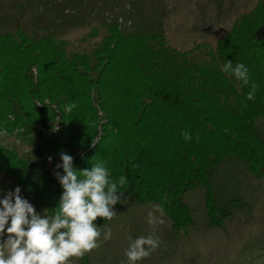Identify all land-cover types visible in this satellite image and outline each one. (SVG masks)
Wrapping results in <instances>:
<instances>
[{
  "label": "trees",
  "instance_id": "16d2710c",
  "mask_svg": "<svg viewBox=\"0 0 264 264\" xmlns=\"http://www.w3.org/2000/svg\"><path fill=\"white\" fill-rule=\"evenodd\" d=\"M105 28L96 47L74 54H67L50 35L0 33L6 40L0 42V131L7 129L8 137L17 131L15 138L23 136L30 149L18 154L16 144L4 145L8 137H3L0 173L53 215L62 195L54 175V170L62 174L55 168L59 155L79 153L73 159L75 170L104 162L113 181L127 178L121 202L130 197L157 202L176 231L185 224L177 215L186 210L184 194L205 189L209 223L220 226L238 204L216 203L211 182L222 165L232 163L264 175V131L257 122L264 118V0L236 20L215 47L202 44L183 52L172 48L163 32L125 36L115 21ZM124 38L141 44L138 63L125 62L129 47L123 46ZM175 56L181 64L170 60ZM205 56L211 61L196 62ZM226 61L248 68L250 81L258 86L254 100L246 99L251 85L241 87L221 71ZM112 65L123 80L104 86ZM82 93L85 106L73 117V109L66 112L60 104H73ZM95 93L99 98L90 101ZM112 106L126 114L123 123L105 116ZM88 128L94 129L91 137ZM130 129L135 146L124 132ZM185 130L191 140L184 139ZM94 138L90 146L88 139Z\"/></svg>",
  "mask_w": 264,
  "mask_h": 264
},
{
  "label": "rangeland",
  "instance_id": "374dc122",
  "mask_svg": "<svg viewBox=\"0 0 264 264\" xmlns=\"http://www.w3.org/2000/svg\"><path fill=\"white\" fill-rule=\"evenodd\" d=\"M258 2L259 0H0V33H3L1 37L6 33L18 36L20 31L26 34L36 33L37 37L50 35L67 54H74L88 52L96 47L105 36L106 24L115 21L119 23V29L125 36L163 32L172 48L185 52L194 49L196 45H202L201 42L215 47L233 23L244 13L251 11ZM2 41L6 40L0 39ZM123 41L126 42L123 46L129 47L125 51V62H130L131 65L133 61L138 63L140 59L137 55L141 52V44H132L130 38L128 42L127 38ZM128 52L131 56H127ZM170 60L176 65L182 63L176 56ZM204 61L210 62L211 58L205 56L196 60L198 64ZM0 63H3L1 59ZM116 68V65L109 68L114 75H110V72L105 74L104 86H110L109 83L114 84L116 80L121 83L123 78L118 73L115 74ZM34 71L36 68L32 70L36 78ZM90 96V101L93 102L99 98L97 93ZM75 99L76 107L70 113L73 117L85 106L86 101L83 93L82 97L75 96ZM66 105L68 104H60L61 107ZM98 110L102 115L101 108ZM105 111V116L115 119L117 125L123 123L126 114L120 113L115 106L108 107ZM71 122L74 124L72 120ZM257 122L264 131V118ZM86 130L90 132L89 137L93 136V128ZM124 132L129 134L133 146L137 145L133 129ZM16 134L17 131L11 137L7 136L4 145L14 142L17 153L26 155L30 150L26 146L27 139L23 136L17 139ZM95 134L97 139L100 135L99 128ZM88 142L92 146L95 138L94 141L88 139ZM211 186L217 197L216 203L224 200H236L238 203L234 215L220 226L209 223L206 191L203 188L191 189L184 194L186 210L177 215L179 219L183 217L185 224L178 231L172 227L166 213L160 217L163 224L149 225L148 212L159 204L142 203L130 197L113 206L116 216L111 221L106 220L97 225L101 230L100 247L76 260L74 264H127L124 252L129 246L128 238L151 235L153 227L155 236L160 239L159 247L150 257L137 264H264V175L249 173L244 166L225 163L221 167V173L212 179ZM16 187L19 186L12 178L0 173V199ZM19 188L21 195L38 213L48 215L28 191ZM109 228L111 239L105 241L103 236ZM6 239V234L0 236V243Z\"/></svg>",
  "mask_w": 264,
  "mask_h": 264
},
{
  "label": "clouds",
  "instance_id": "9594fccd",
  "mask_svg": "<svg viewBox=\"0 0 264 264\" xmlns=\"http://www.w3.org/2000/svg\"><path fill=\"white\" fill-rule=\"evenodd\" d=\"M221 71L238 81L241 87L251 85L246 99H255L258 86L250 81L244 64L234 66L232 61H226ZM75 107L74 103L66 105L65 111L70 113ZM182 135L186 141L192 139L187 130ZM7 136V129L0 131V137ZM59 159L61 162L55 168L62 169V174L54 170V175L62 195L53 215L38 213L21 195L19 187L0 199V236L7 235L0 243V264H74L100 247L101 230L94 222L98 218L111 221L116 216L113 206L121 202L124 194L121 189L127 178L121 176L118 183L113 181L102 161L92 164L90 169L77 171L71 155L61 152ZM164 214L163 206H153L148 212L149 225L163 224L160 217ZM154 233L153 227L151 235L128 238L129 246L124 252L127 264H137L159 247L160 239ZM103 239H111L110 228Z\"/></svg>",
  "mask_w": 264,
  "mask_h": 264
},
{
  "label": "built area",
  "instance_id": "2783aa9c",
  "mask_svg": "<svg viewBox=\"0 0 264 264\" xmlns=\"http://www.w3.org/2000/svg\"><path fill=\"white\" fill-rule=\"evenodd\" d=\"M34 73H35V75H36V72H35V71H34ZM54 130H57V126H56V128H55ZM53 132H56V131H53Z\"/></svg>",
  "mask_w": 264,
  "mask_h": 264
},
{
  "label": "crops",
  "instance_id": "0c3cea01",
  "mask_svg": "<svg viewBox=\"0 0 264 264\" xmlns=\"http://www.w3.org/2000/svg\"><path fill=\"white\" fill-rule=\"evenodd\" d=\"M200 44H205L204 42H201Z\"/></svg>",
  "mask_w": 264,
  "mask_h": 264
}]
</instances>
